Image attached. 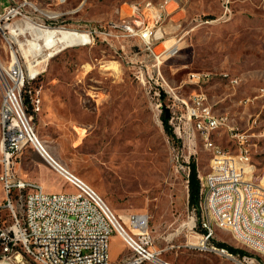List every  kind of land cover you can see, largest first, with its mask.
Wrapping results in <instances>:
<instances>
[{
	"label": "rangeland",
	"instance_id": "1",
	"mask_svg": "<svg viewBox=\"0 0 264 264\" xmlns=\"http://www.w3.org/2000/svg\"><path fill=\"white\" fill-rule=\"evenodd\" d=\"M36 1L44 9L41 19L57 17L48 22L53 28L82 32L127 17L133 3L166 2ZM170 1L157 27L172 17L181 23L180 37L176 41L162 33L152 51L139 39L115 51L97 38L51 60H46L51 49H44L38 59L41 73L27 85L41 108L28 105L27 114L49 152L86 181L126 228L133 212L151 217L155 247L166 260L249 264L246 257L264 264L258 245L233 235L220 219L230 217V210L211 213L214 236L205 246L231 252L220 246L226 244L237 250L231 252L235 260L201 247L202 214L199 203L194 208L189 203L190 164L196 165L198 176H218L210 170L214 151L198 126L206 112L222 119L210 138L227 155L242 157L238 136H243L246 182L264 187V0ZM7 5L0 0V11ZM111 62L117 70L105 72ZM194 110L198 116H192ZM14 170L47 193L72 190L30 146L15 158ZM4 200L0 187V203ZM244 207H260V200L244 199ZM110 254L113 264L128 262L133 255L117 236ZM7 262L19 264L15 258Z\"/></svg>",
	"mask_w": 264,
	"mask_h": 264
},
{
	"label": "built area",
	"instance_id": "2",
	"mask_svg": "<svg viewBox=\"0 0 264 264\" xmlns=\"http://www.w3.org/2000/svg\"><path fill=\"white\" fill-rule=\"evenodd\" d=\"M7 2L0 11V187L5 196L4 202L0 203V261L15 258L19 264H113L111 240L117 236L133 253L130 261L118 264H176L166 260L164 251L155 247L151 217L147 213H131L126 228L86 181L54 156H48L44 143H37L27 106L32 105L39 111L41 101L33 99L28 90L29 81L34 79L30 76L28 63L31 60L37 64L42 54L40 49L35 50L32 46L35 30L52 29L48 22L57 17L41 19L40 10L44 9L36 0ZM170 2L150 1L149 7H138V2L131 4L126 15L135 16L136 25L128 29L118 28L114 21L84 32L63 29L87 34L90 43L96 38L101 39L115 51H123L132 39H139L152 51L160 42V34L167 33V29L160 26V31H151V23L159 22L161 10H168ZM30 49L35 57L28 53ZM170 51L177 53L178 49ZM205 115L211 121V128H203L202 136L207 138L210 151H214L210 170L218 173V180L198 176L203 231L199 245L235 260L234 254L225 248L205 246L214 236L211 213L230 210V217H222L225 226H230L233 235L253 241L258 245V252L264 255V187H254L253 182H246L244 161L248 154L243 149V136H238L242 157L227 155L210 138L213 125L222 124V119L208 112ZM192 116H198L197 110ZM27 146L35 149L72 190L47 193L36 182L19 176L14 170L15 158ZM244 199L260 200V207H244ZM235 200H243V209H236ZM244 259L249 264L254 263V260Z\"/></svg>",
	"mask_w": 264,
	"mask_h": 264
},
{
	"label": "bare ground",
	"instance_id": "3",
	"mask_svg": "<svg viewBox=\"0 0 264 264\" xmlns=\"http://www.w3.org/2000/svg\"><path fill=\"white\" fill-rule=\"evenodd\" d=\"M149 6H150V3L146 4L145 6H138V7H149ZM162 11L163 10H161V15H162ZM161 15H160V18H161ZM162 22H160V23H162ZM115 23L117 24V27L120 29H128L131 26L136 25V17L133 15H128L125 18L117 19L115 21ZM157 25H158V23L152 22L151 23V31H160V29L157 27ZM35 31H36V39L32 45L34 47V49L35 50L40 49V53H43L44 49H46V51H47V49H49V50L51 49V52L47 55L46 60H51L53 57H55L56 55H58L59 53H61L63 50H65L67 48L74 47V46H80V45L84 46V45L90 44V38L88 37V35L85 33L77 32V31H70L67 29L65 30V29H59V28H52V29H46V30L36 29ZM39 40H41L43 43H41V42L38 43L37 41H39ZM28 53L30 55H32L33 57L36 56L33 53L32 49H30V51ZM44 55H46V54H44ZM35 62L36 61L33 62V61L29 60V63H28L29 69H30V76L32 78H36L37 75L40 73V69H38L36 67L40 62H38L37 64H35ZM92 69L93 68H91V66H90L89 71H91ZM109 70H117L116 62H111V63H108L107 65L104 66L105 72L109 71ZM206 119H207V121H206ZM198 126L201 130H203V128H211V121L209 120V117L207 115H205L204 120L200 121L198 123ZM218 126H219V124H214L213 130L216 129ZM84 132H85V129H82L81 135H83ZM37 143H42L38 136H37ZM45 153H47L48 156H53L46 147H45ZM46 165L48 166V164H46ZM254 187H256V186H254ZM235 205H238V209H241L243 204L241 201L236 203V200H235ZM217 219H219V218H217ZM220 219L223 220V218H220ZM242 239L248 240L246 238H242ZM0 264H13V263L7 262V261H0Z\"/></svg>",
	"mask_w": 264,
	"mask_h": 264
},
{
	"label": "trees",
	"instance_id": "4",
	"mask_svg": "<svg viewBox=\"0 0 264 264\" xmlns=\"http://www.w3.org/2000/svg\"><path fill=\"white\" fill-rule=\"evenodd\" d=\"M164 124L169 130L168 126L169 119L163 118ZM201 184L198 178L197 167L195 164H190V176H189V203L192 208L197 207L199 203ZM222 247L228 248L231 252H237L236 249L227 246L226 244H220Z\"/></svg>",
	"mask_w": 264,
	"mask_h": 264
},
{
	"label": "crops",
	"instance_id": "5",
	"mask_svg": "<svg viewBox=\"0 0 264 264\" xmlns=\"http://www.w3.org/2000/svg\"><path fill=\"white\" fill-rule=\"evenodd\" d=\"M168 18H170V14H169V17ZM166 29H167V37H169V36H173V38H175L176 39V41H178V39L177 38H179L180 37V35H179V30H180V28H181V23H177V22H175L174 20H173V18L171 17L170 18V23H166ZM218 180V176L217 177H215V178H211V180ZM116 237V236H115ZM119 238V237H118Z\"/></svg>",
	"mask_w": 264,
	"mask_h": 264
}]
</instances>
